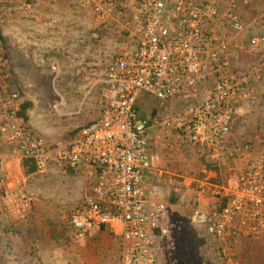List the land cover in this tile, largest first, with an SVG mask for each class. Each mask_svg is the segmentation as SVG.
I'll return each instance as SVG.
<instances>
[{"label": "built area", "instance_id": "2783aa9c", "mask_svg": "<svg viewBox=\"0 0 264 264\" xmlns=\"http://www.w3.org/2000/svg\"><path fill=\"white\" fill-rule=\"evenodd\" d=\"M93 1L100 17L108 16L104 3L114 5L113 0ZM249 2L137 0L123 25L130 48L109 61L100 79L98 114L76 129L65 148H53L19 115V91L0 89V155L11 148L32 159L40 172L57 161L85 176L90 191L69 212L77 240L109 229L119 238V264H164L169 256L175 227L171 209L147 180L154 163L150 123L162 118L139 112L145 93L161 107L187 103L181 128L190 145L217 159L223 154L240 159L229 164L221 184H201L213 203L188 216L199 237L214 246L223 264H241L240 241L264 239V153L248 158L253 145L232 137L236 103L257 98L254 84L238 75L231 58L233 40L246 30L241 7ZM248 32L251 49L264 42V35ZM1 61L0 52V68ZM206 70L216 77L200 99L201 85L210 78ZM20 200L22 207L31 202L25 194Z\"/></svg>", "mask_w": 264, "mask_h": 264}, {"label": "rangeland", "instance_id": "374dc122", "mask_svg": "<svg viewBox=\"0 0 264 264\" xmlns=\"http://www.w3.org/2000/svg\"><path fill=\"white\" fill-rule=\"evenodd\" d=\"M113 1L114 5L110 8L104 3L108 16L100 17L93 0H0V28L6 39V45L3 42L0 49V89L19 91L21 110L31 96L36 99L41 115L48 114L49 118H53L51 128L57 131L53 134V141H62L58 144L49 140L54 147L63 145L65 148L76 129L97 116L99 109L96 99L104 70L114 56L124 48H130L123 25L132 15L137 0ZM241 8L246 30L233 40L231 58L237 65L238 75L254 84L257 98L239 99L236 103L238 112L233 137L242 143L252 144L253 141L260 148L264 146V42L251 49L246 37L248 31L264 35V0H250ZM66 41L69 50L65 47L63 52H50V47L66 45ZM33 42L37 51L31 53L29 46L34 47ZM57 61H60V68ZM53 62L57 65L56 69ZM259 62L262 66L255 68ZM205 75H210L208 70ZM215 77L211 74L210 78L204 80L199 92L200 99H203L205 90L213 84ZM144 95L138 101L141 114L151 117L159 115L162 118L152 127L153 138L184 148L182 152L178 151L176 157L186 152L189 160L199 158L204 165L217 159L186 141L181 124L186 119L187 103L172 101L161 107L156 97ZM159 123L160 126L157 125ZM169 152L171 154V150ZM256 152V149L248 152V158H253ZM169 158L172 160L171 155ZM54 162L51 165L53 170H47L63 175V183L59 184L61 193L63 190L62 212L54 215V223H47L50 214L43 210V206L35 204L45 203V200L51 202L49 195L47 198L46 194L36 196L25 209L19 205V197L26 190L13 193L14 196L10 197L0 195V264H62L54 261L55 257L63 259V264H119V238L100 247H96L101 243L100 236L91 239L94 242L86 246V242L76 239L69 224V212L81 200L73 199L72 195L81 174ZM189 162L192 161H182L181 164L186 175L197 174L196 182L198 190H201L200 185L208 182L210 177H207L204 168L191 172L193 166ZM54 181L51 182L56 184ZM26 194L30 196L31 193ZM187 217L182 215L180 224L173 228L172 240L168 245L169 256L164 264H223L218 260L214 246L199 237Z\"/></svg>", "mask_w": 264, "mask_h": 264}, {"label": "crops", "instance_id": "0c3cea01", "mask_svg": "<svg viewBox=\"0 0 264 264\" xmlns=\"http://www.w3.org/2000/svg\"><path fill=\"white\" fill-rule=\"evenodd\" d=\"M35 44L36 43L33 42L34 47ZM65 44L66 45H64L63 43V45L60 46L54 45V47H50V52H63V49H65V47L67 50H69V48H67V41L65 42ZM34 47L32 45L29 46L31 53L37 51L36 47ZM17 51L20 52L19 45H17ZM59 62L57 61V65L60 68ZM55 64L56 63L53 62V65ZM258 64L261 65L260 62ZM263 64L264 63L262 62V65ZM29 101L33 103V107L27 112L28 119H24L26 123L31 126L38 134L45 137L48 142L49 140H52L53 143L58 142L53 141L52 138L53 134L57 132L56 130L51 128V124H53V118H49L48 114H46L45 116L41 115L42 111L38 107L36 99H34L32 96L30 97ZM239 111H241V108H239ZM155 122L159 121H152L150 123V131L152 130ZM236 122L237 121L235 120L233 124L234 131ZM157 125L160 126L161 124L159 123ZM151 133L152 131L150 132V134ZM151 139L152 141L150 150L153 154L154 163L153 168L147 177V180L151 185L155 187L157 198L159 200L167 202L168 206L171 209V219L172 222L175 223V226L180 224L182 215L185 214L187 217V215L189 216L190 212L194 209H206L213 203V198L210 191H207L205 189L198 190L199 185L197 186L196 182L197 174L193 172L190 176H188V174L186 175V172L181 164L182 161H192L189 162V164H192L193 166V170H191V172L199 168H204V171L208 173L207 177H210V180L208 182L211 185H219L223 182L224 175L226 170L228 169L229 164L240 163V159H229L226 154H223L220 155L218 159H215V161L210 160L208 163H206V165H204L203 161L199 160V158L189 160V155L186 152L176 157L177 155H179L178 151L182 152L184 149L180 146L162 143L160 140L155 139V137L153 138V133L151 134ZM233 139L235 140V137ZM61 142H58V144H61ZM252 145L253 151L255 149L257 150L253 158L255 159L260 157L264 153V146L258 148L257 143H253V141ZM58 147H63V145H59L56 147L53 146V148ZM186 147L187 146L185 145V148ZM169 150H171V154ZM186 151L188 150L186 149ZM170 155L172 156V160L169 158ZM175 160H178L179 163ZM54 163L50 164L47 169L52 171L53 169L51 170V165H53ZM47 169L43 171L46 173L42 174L41 177L38 176L39 173H42L40 171L28 172L27 168L24 165V158L17 151L12 150L11 148L4 149L2 154L0 155V195L6 194L8 197H10V195L14 196L13 193H21L23 190L31 193L30 196H33L30 197L31 200L33 198H36V196H41L42 194H46V198L49 195L51 198L49 200H52L51 202H46L45 200L43 201L45 203L35 204L38 206H43V208H45L43 210H45V212L48 211L47 213L50 214L51 217L49 220H47V223H54L56 221V216L54 215L60 214L62 212L63 190L61 193V190H59V184L63 183V175L50 173V171H48ZM53 180H55L54 182H56V184H53V182H51ZM72 190L73 199L75 200L80 198L82 200L90 191L86 178L83 174H81V180L77 182ZM43 191H48L49 193ZM53 191H56L57 193H54ZM26 193L24 194L27 195ZM21 197L22 195L20 194L19 205L21 203ZM23 208L25 209V207ZM100 237L101 243L96 247L103 246L106 243L114 242L117 236L113 235L109 229H105L100 234ZM82 242H86V246L90 244V242H94V240H82ZM237 247L238 260L240 262L243 261V263L241 264H264V239L242 240L239 242ZM53 260L57 261V263L63 264V259L61 258L56 259L55 257L53 258Z\"/></svg>", "mask_w": 264, "mask_h": 264}, {"label": "trees", "instance_id": "16d2710c", "mask_svg": "<svg viewBox=\"0 0 264 264\" xmlns=\"http://www.w3.org/2000/svg\"><path fill=\"white\" fill-rule=\"evenodd\" d=\"M0 39L1 40H3V42L5 43V35H4V33H3V31H2V29L0 28ZM5 45H6V43H5ZM143 96H145L144 94H142ZM141 95V96H142ZM140 96V97H141ZM32 107V103H31V101H26V103H24L23 104V107H22V110H20V112H19V115L23 118V119H25V120H27L28 119V114H27V112H28V110L30 109ZM138 110H139V112H140V109H139V105H138ZM141 113V112H140ZM24 165H25V167L27 168V170H28V172H36V171H38V167H37V165H36V163L32 160V159H30V158H24ZM70 170V169H69ZM70 171H72V170H70ZM74 172V171H73ZM78 241H81V240H78ZM177 250L178 251H180L181 249L177 246Z\"/></svg>", "mask_w": 264, "mask_h": 264}]
</instances>
